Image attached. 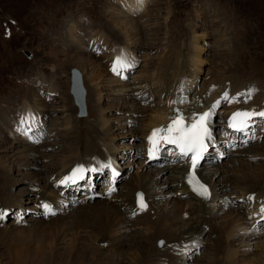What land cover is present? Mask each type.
I'll use <instances>...</instances> for the list:
<instances>
[{"label":"rangeland","instance_id":"1","mask_svg":"<svg viewBox=\"0 0 264 264\" xmlns=\"http://www.w3.org/2000/svg\"><path fill=\"white\" fill-rule=\"evenodd\" d=\"M174 54L175 72L188 79V92H216L218 81L238 91L231 108L217 107L208 124L207 151L223 166L218 179L225 193L226 185L263 174L246 154L264 162L256 154L264 153V117L248 120L244 135L229 129L225 116L234 110L258 113L264 105V0H0V210L8 213L0 219V264H206L234 250L242 252L240 264H254L260 234L243 239L248 233L242 215L249 220L256 210L249 216L242 199H228L226 212L220 205L211 228L196 237L201 241L178 255L166 249L167 238L190 214L167 204L166 184L143 192L147 182H165L167 155L155 151L145 167L137 145L145 140L148 149V134L163 127L142 134V125L155 116L152 81L169 71ZM118 57L129 65L119 75L111 70ZM73 68L84 92L86 115L80 117L70 92ZM139 90L146 102L128 93ZM217 147L225 158L216 157ZM228 149L241 152L235 156ZM104 164L111 167L101 169ZM78 166L99 170L59 183ZM137 193L143 194V211ZM104 219L110 227L101 235ZM159 221L167 231L150 234L149 225ZM214 222L229 226L222 232ZM97 234L105 241L90 244ZM90 246L102 263L91 262Z\"/></svg>","mask_w":264,"mask_h":264},{"label":"bare ground","instance_id":"2","mask_svg":"<svg viewBox=\"0 0 264 264\" xmlns=\"http://www.w3.org/2000/svg\"><path fill=\"white\" fill-rule=\"evenodd\" d=\"M178 60H179V54L172 55L170 60L166 63L167 65L166 69H169V71H167L166 73L165 71H163V74L161 76H158L155 82L154 80L152 81L151 92L155 96L156 102H157L156 106L154 107L155 116L152 117V120L150 121L149 124L145 126L142 125L143 131L140 130V132L142 131V134L150 132L154 127H157L160 125L163 127H166L170 123L171 118L176 117V114L173 112V107H177L179 110H181L182 117H185V118L191 117L195 119L196 117L199 116V114L209 111L213 103L221 99L223 95L221 94V91L228 92L229 100L222 101L219 106H222L224 104V106L225 105L228 106L227 110L231 108L230 105L232 106L231 103L234 100H231V98L234 97L238 91L233 93L232 87H231L232 89L229 90L228 85H230V83L228 82L224 83V82L218 81V84L215 85L216 92H210V94H203L200 91L194 94H192L191 91L188 92V88H187L188 79L186 80L185 78L184 79L182 78L183 74H180L181 71L179 73L175 72L176 71L175 66ZM157 70H159V68ZM88 80L91 81L90 78H88ZM182 80L185 81L184 84H182ZM231 83H234V82L231 81ZM155 84H156V87H154ZM141 88L142 86L139 87V89ZM155 90L157 94H155ZM128 93L129 94L132 93L134 95V97L137 99L136 102H139L141 100L145 102L147 101L144 97L145 95H143V93L140 90L139 91H128ZM101 95H102V92H100L99 102L102 101ZM96 101L98 102V98L96 99ZM173 101H175V103H173ZM260 109L262 110H257V111H260V112L263 111L264 105L260 106ZM215 110L216 109L213 110V114L211 117L216 116L214 112ZM252 112H255V110ZM232 116H233L232 112L230 114H226L225 122H227L228 125L230 124V122L232 124L235 122V124L238 127H242L243 122L245 120L235 121L236 118L230 120ZM35 119L32 120V122L35 123L36 121ZM210 120L211 118L207 122V125H206L207 128H208V124ZM190 122L191 121L186 120V123H190ZM100 124H101V127L103 128L104 122H101ZM19 141H22V140L19 139ZM96 144H97L96 146H99L98 143ZM144 144H145V148L143 146ZM160 144H161V148L159 149L160 155L161 154L167 155V160L165 161L166 166L165 168L162 169V173H164L165 175V182L164 183H161V181L147 182L144 184L143 192H147L148 188L150 187H158V186H162L163 184H166L165 187L167 191L164 192V190L160 188V193L164 192L165 195L168 196L166 200L167 204H171L175 206L176 208H178L181 214H190V218L186 219L180 228H173L172 230H170V237L167 238L168 241L166 243V249H170L174 252L179 250V253H177L178 255H181L182 253L189 254L192 250V248H189L192 245V243L198 244L201 241V238H196L198 234H200L203 230L206 231V228L208 229L211 228L210 226L212 223L210 224V222L214 220L213 219L214 214L219 209V206L221 205V207H223L224 212H226L231 208V206H228V203H227L228 199H231L230 201L234 199H242L243 200L242 202H244L245 207L247 209H251L250 210L251 212H249V216L252 215V210L254 209L256 210L254 211V215L252 216L253 218L249 220L247 219V216L242 215L244 217L245 226L247 228V233H248L243 237V239L252 240L253 237H255L257 234H260L259 236H257V238H255L256 239L255 245L257 247V251L254 252V255L256 256L254 264H264V224L254 225L258 223L257 221L256 223L253 222L258 219L264 220V218H262V214L259 213V209L257 208L262 205L260 203L261 201L264 204V173L259 174V175H253L248 178H242L235 184V186L233 185V182L231 186L226 185L227 192L225 193V191L223 190L224 186L222 185V181L218 179L221 173H223V166L222 165L221 167L216 166L217 162L215 163L212 162V158L210 157L211 155V153L209 154L210 150L206 151L204 152L203 157L200 159L199 165L195 169L196 179H198L200 183L204 184L208 188L209 193H210L209 197L207 199H204L198 196L192 190V186L188 184V175H189V172L191 171L190 158L189 157L181 158L179 156V149L176 148L175 145L170 144L171 147H173V149H170V147L167 146L166 144L164 145L163 142H161ZM137 146H138L137 149L139 151L141 150L144 151V153H141V157H140L141 163H143L145 167H148L149 163H152L153 161L149 160V155L147 152L148 149L146 148L147 146L146 141L145 140L142 141V143H140ZM215 150H216L215 153H217V154L214 153L216 157L220 155H222L224 158L226 157L225 151L223 152H221V150L219 151L218 147ZM228 151L231 152L230 149H228ZM239 152L241 151H238V152L234 151V153L231 152V154L237 156ZM251 154H254V153L247 152L246 154L249 160L259 163L260 166L264 168L263 159L256 158L252 160ZM256 154H262L264 156V153H256ZM145 160L147 161V165L144 162ZM211 162L212 164H210ZM113 164L115 166L117 165L114 161H113ZM113 164L111 163V165ZM200 164H203V165H200ZM167 185L169 186L167 187ZM245 194H247V197H244ZM250 196L252 197L251 200L249 199ZM122 200H123V197H122ZM122 200L120 201V203H122ZM133 208L135 207L132 204L131 210ZM138 215H141V213L138 212ZM164 225H166V223L162 221L153 223V225H149L148 231L150 234H155V233L162 234L167 231ZM213 226L216 230L225 232L224 228H227L229 224H225V226H222V225H216L214 222ZM251 226H253V230L250 229ZM109 227H110V222L108 219L99 221V231L101 232V235L104 232L107 233ZM211 232L214 234L215 237H217L216 235H218V233L214 231H211ZM233 236H235V234H233ZM191 239H194V240L192 242L190 241L191 243H187ZM98 241H99L98 234L90 238V244H92V242L98 243ZM101 241H105V239H102ZM259 242H261L260 248H259ZM245 244H247V247H248L250 245V242H245ZM188 248H189V252H188ZM88 254L91 255V262L95 258H99V256L96 253H95L96 257L93 255V249L91 246H90V249L88 250ZM241 255H242V252L240 253L239 250H234L231 253L223 252V256H217L216 254V255H213L211 258H207L206 264H240L239 256ZM100 261L102 263V259H100ZM96 264H98V261Z\"/></svg>","mask_w":264,"mask_h":264},{"label":"snow or ice","instance_id":"3","mask_svg":"<svg viewBox=\"0 0 264 264\" xmlns=\"http://www.w3.org/2000/svg\"><path fill=\"white\" fill-rule=\"evenodd\" d=\"M14 23V22H13ZM7 34V33H6ZM129 67V65L124 62L121 58H117L116 61L113 62L112 71L119 75V70ZM240 95V94H238ZM248 95H251V90L249 91ZM236 97H232L231 100H235ZM229 100V94L225 91L220 100H217L213 103L211 109L207 112H203L199 114L198 117L195 119L188 117H181L177 115L176 117L171 118L170 123L166 127L155 128L152 132L148 135L147 140L148 143L151 145L148 148V155L149 159L154 157L155 151H158V145L163 142L165 144L175 145L176 148L179 149V156L181 158L189 157L191 160V171L188 175V183L192 186V190L200 197L207 199L210 195L208 188L200 183L195 176V169L199 165L200 159L203 157L204 152L207 151V143L206 141H210L212 139L211 133L207 128V122L211 118L213 114V110L216 109L222 101ZM231 102V101H229ZM246 102V101H245ZM175 103V101H173ZM254 115H258L260 117H264V111L255 113V112H235L231 119L236 117L243 116L245 117V121L243 122L242 127H237L235 124L230 122L229 126L233 127L237 131H242L244 127H248V120ZM26 118L21 119V123H25ZM186 120L191 121L190 123H186ZM21 131V129H17ZM30 130V129H29ZM23 134L27 135V132ZM187 162V161H186ZM101 169L111 167L110 164H104L100 166ZM99 169L97 168H89L84 169L82 166H78L77 168L72 170V175L67 176L59 183L64 184L67 181L71 180L73 183L76 182L78 179H84V172H96ZM113 178L118 175L115 171L112 173ZM115 191L114 188H110L109 192ZM137 204L141 211H143L147 206L143 202V194L137 193ZM249 199L251 200L252 197L250 196ZM43 207L50 211L49 205L44 204ZM259 213L262 214V218H264V204L261 205L259 209ZM135 215V213H133ZM8 213L6 210H0V219H3L7 216ZM161 244L163 242L161 241Z\"/></svg>","mask_w":264,"mask_h":264},{"label":"water","instance_id":"4","mask_svg":"<svg viewBox=\"0 0 264 264\" xmlns=\"http://www.w3.org/2000/svg\"><path fill=\"white\" fill-rule=\"evenodd\" d=\"M21 53L26 57V58H31V53L28 49L26 48H22L21 49ZM71 83H70V92L71 94L74 96V101L78 106V117L80 116H85L86 112H85V108H84V99H83V90L81 88V79H80V74L78 72V70L76 69H72L71 70V79H70ZM158 246H162L161 244V240L158 241L157 243Z\"/></svg>","mask_w":264,"mask_h":264}]
</instances>
